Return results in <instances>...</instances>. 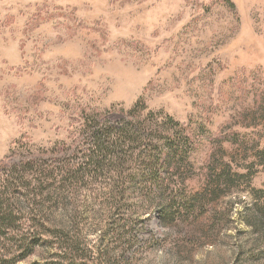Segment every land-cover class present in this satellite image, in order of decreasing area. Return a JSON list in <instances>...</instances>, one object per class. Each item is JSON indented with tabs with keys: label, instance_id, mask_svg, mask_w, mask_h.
I'll use <instances>...</instances> for the list:
<instances>
[{
	"label": "rangeland",
	"instance_id": "374dc122",
	"mask_svg": "<svg viewBox=\"0 0 264 264\" xmlns=\"http://www.w3.org/2000/svg\"><path fill=\"white\" fill-rule=\"evenodd\" d=\"M140 100L192 144L168 183L196 210L171 225L141 184L115 199L109 174L60 173L87 168L91 114ZM25 162L0 254L38 241L15 264L59 260L66 238L87 264H264V0H0V167Z\"/></svg>",
	"mask_w": 264,
	"mask_h": 264
},
{
	"label": "trees",
	"instance_id": "16d2710c",
	"mask_svg": "<svg viewBox=\"0 0 264 264\" xmlns=\"http://www.w3.org/2000/svg\"><path fill=\"white\" fill-rule=\"evenodd\" d=\"M146 109L144 101L140 100L130 111L91 114L88 117V126L83 130L93 143L91 152L84 154L87 168L74 169L70 165H64L60 173L65 176H78L84 171L88 177L109 174L114 180V188L110 194L115 199L124 196L120 188H124L128 194L133 186L136 188L141 184L142 191L149 200L162 201L164 223L171 225L182 210L188 213L196 210L195 204L186 202V196L180 195L183 192L174 191L169 188L168 183L171 176L168 168L172 165V160L181 157L182 163L185 162L182 149L190 145V140L183 137L184 127L172 117L161 120L153 112L145 114ZM33 164L34 162H25L7 168L10 165L4 163L0 167L6 176L0 186V240L5 235V226L8 229L21 230L16 228L20 221L16 201H19L20 196L17 198L15 194L19 193L18 189L22 188L23 183L25 186L32 185L29 177L36 168ZM52 174L56 176L54 172ZM255 226L259 227L260 236L264 237V215L257 219ZM33 233L28 231L26 236L31 237ZM37 241L36 237L31 240L15 239L12 247L18 245V249L24 254L15 256L12 249H7L4 254H0V264H15L24 260L31 255ZM63 243L59 246L62 251L57 256L59 260L51 264L88 263L87 256H82L84 249L80 242L74 238H66ZM5 247L6 244L3 249Z\"/></svg>",
	"mask_w": 264,
	"mask_h": 264
}]
</instances>
